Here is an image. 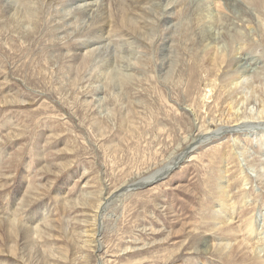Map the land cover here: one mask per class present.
Listing matches in <instances>:
<instances>
[{"label": "rangeland", "instance_id": "1", "mask_svg": "<svg viewBox=\"0 0 264 264\" xmlns=\"http://www.w3.org/2000/svg\"><path fill=\"white\" fill-rule=\"evenodd\" d=\"M92 1L0 0V264H261L264 0Z\"/></svg>", "mask_w": 264, "mask_h": 264}, {"label": "bare ground", "instance_id": "2", "mask_svg": "<svg viewBox=\"0 0 264 264\" xmlns=\"http://www.w3.org/2000/svg\"><path fill=\"white\" fill-rule=\"evenodd\" d=\"M227 5H229L230 4V2L229 1H227V3H226ZM11 5V4H10ZM81 7L86 11V12H90V11H94L96 8H97V4H96V2L95 1H90V0H88V2H84V3H81ZM236 85H238V84H236ZM260 114L261 115H264V106L261 108V111H260ZM264 161V160H263ZM241 169L243 170L244 168H242L241 167ZM261 169H262V171H263V174H264V162H262V167H261ZM227 172V171H226ZM226 172L225 171H222V179H224V176H225V174H226ZM258 172H260V171H258ZM159 172H157L156 174H158ZM259 175H260V173H259ZM148 180V179H147ZM153 180H150V181H146V182H152ZM128 189H130V187H128L127 188V190ZM226 189H227V187H226ZM219 190H221V191H224L225 190V186H224V182L223 181H220V186H219ZM242 204V203H241ZM237 206V205H236ZM220 207H222L223 209H221V208H219V209H217L216 211H215V218H214V225H216V226H218V225H220V224H227V225H225V227H227V228H229L230 229V225L229 224H231L232 223V221H234V218H233V214L232 215H230L231 213H230V211L229 212H227L226 210H225V207L224 206H220ZM229 207V206H228ZM101 208V207H100ZM231 210H232V208H231V206L229 207ZM235 208V207H234ZM228 209V208H227ZM236 209V208H235ZM99 216H100V214H99ZM230 219L232 220V221H230ZM246 223H244V221H242V223H241V226L243 227V229H244V231L245 232H249V234L252 236L253 235V233H254V225L252 224V222L251 221H249V219H247L246 221H245ZM97 226H98V224H97ZM100 227H102L101 225H100ZM97 228H99V227H97ZM96 233H98V234H100V230H98V231H96ZM220 246V245H219ZM261 264H264V260H263V262L261 263Z\"/></svg>", "mask_w": 264, "mask_h": 264}]
</instances>
